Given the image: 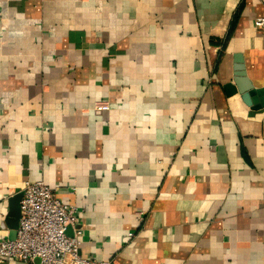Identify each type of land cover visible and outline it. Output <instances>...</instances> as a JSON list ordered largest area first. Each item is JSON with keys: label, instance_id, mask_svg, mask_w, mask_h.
Instances as JSON below:
<instances>
[{"label": "crops", "instance_id": "1", "mask_svg": "<svg viewBox=\"0 0 264 264\" xmlns=\"http://www.w3.org/2000/svg\"><path fill=\"white\" fill-rule=\"evenodd\" d=\"M257 18L264 0H0V239L38 181L84 259L264 264ZM240 65L251 92L227 95Z\"/></svg>", "mask_w": 264, "mask_h": 264}, {"label": "built area", "instance_id": "2", "mask_svg": "<svg viewBox=\"0 0 264 264\" xmlns=\"http://www.w3.org/2000/svg\"><path fill=\"white\" fill-rule=\"evenodd\" d=\"M264 30V18L254 20ZM97 110L108 109L104 103ZM20 218L14 240L0 239V264L7 260L23 264H116L84 259L79 254L77 210L62 204L55 191L43 182H26L20 191Z\"/></svg>", "mask_w": 264, "mask_h": 264}, {"label": "water", "instance_id": "3", "mask_svg": "<svg viewBox=\"0 0 264 264\" xmlns=\"http://www.w3.org/2000/svg\"><path fill=\"white\" fill-rule=\"evenodd\" d=\"M236 71L239 72L235 75V78L232 80L233 84H226L223 88L227 95H232L236 93H245L251 92V88L245 86L243 66H237ZM242 88L244 90H242ZM248 88V89H247ZM21 193L13 196L9 201V211L3 222V227L8 230V239L14 240L16 235V230L18 228V222L20 218V203Z\"/></svg>", "mask_w": 264, "mask_h": 264}]
</instances>
